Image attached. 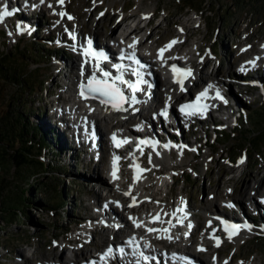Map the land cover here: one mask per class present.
Masks as SVG:
<instances>
[{
	"label": "rangeland",
	"instance_id": "rangeland-1",
	"mask_svg": "<svg viewBox=\"0 0 264 264\" xmlns=\"http://www.w3.org/2000/svg\"><path fill=\"white\" fill-rule=\"evenodd\" d=\"M251 1L243 0L240 3L237 0H69L72 11L79 18L78 27L84 26V32L94 29L95 18L101 16V13L104 14L106 10L107 13L104 15V19L98 25L102 32H106L110 26L114 25L113 23H116L117 15H120L123 10L125 14L127 12V17H130L136 3L143 7L144 11L160 10V15L154 24L158 23L162 16L167 18L162 27L154 34V37H161L162 42H168L173 35L175 36L180 31L182 21L193 15L194 11L191 10V6L200 11L198 17L202 16L204 22L197 29L192 28L193 25L188 26L191 39L193 38L202 43L201 51L209 52L208 61L213 60L212 56L214 55L212 54L214 53L212 52H216L222 57L223 64L219 57V69L223 71H221L222 78L228 82L232 92L237 93V96L241 95L239 101H242L240 104L243 109L237 120V126L233 128L223 122L218 123L215 127L212 120L206 123L196 121V125L191 128H188L186 124L183 126L185 137L193 139V132L196 131L201 137L199 144L202 145L198 158L193 159V154H187L184 159L193 160L192 164L198 169H202L204 174L198 175L187 167H176L179 183L167 200L173 201L177 198V195L179 196V192L183 188V179L186 178L184 192L186 190L188 197H192V205L195 207L197 215L202 217L204 225L207 224V220L205 221L207 215L204 213L203 206L206 205V199H210L209 191L220 188L219 194L215 192L217 197L224 200L231 198L230 202L235 201L234 195H225L226 186L233 184L239 190L243 187L245 179H252L256 173L254 181L258 180V184H256L255 190L252 191H255L254 195L258 197L262 196L261 191L264 190V144L262 143L261 146L253 145L252 141L255 138L252 137L251 140L247 138L248 135H253L254 132L259 130L260 126L264 125V70L251 72L255 78L254 84L257 85L255 88H245V91L237 85V80L232 77L234 72L238 73L236 70L241 69L240 65L236 68L233 65L244 57L243 49L248 42H251L256 50L264 42V13L258 14L257 12L262 2L260 0ZM95 5L98 7L94 10L95 12L91 13V9ZM132 5L134 6L128 9ZM26 14L29 15V12L26 11ZM49 14L50 12H37L31 19L32 22H35V25L37 23V26L51 22L50 28H47L44 32L31 33L29 30H23V25L19 21L20 15H14L7 22L3 21L0 26V53H9L11 60L14 62L19 60L20 66L23 67L21 72H25V70L30 72L29 81L32 83V87L23 93L16 84L1 81L0 118L8 111L15 114L22 109L19 104H14L13 101V98L20 97L21 103L25 106L24 112L29 118L30 125L38 124V127H42L43 130L51 128L50 122L52 123L54 119V116H50L51 106H53L52 101L57 92H63L62 87L55 85L58 74L57 59L59 57L67 58L70 62L74 59L73 48L65 44H61V46H65V50L57 48L59 46V43H56V41H59L57 27L60 26L52 23L53 21L56 22L57 18L52 19ZM68 17H72V15H68ZM70 21L72 25H77L73 21V17ZM7 23L11 24V28H6ZM103 24L107 27L105 30H103ZM63 26L61 25L62 28ZM246 26H248L247 29L243 31ZM25 28L27 29V27ZM49 29H53V36H50ZM246 36L248 37L247 40H245ZM98 38V41L102 43L103 36L101 35ZM85 40L84 33L83 43ZM261 65H264V63H261ZM206 70L209 71L210 67H207ZM238 74L242 77L240 73ZM41 86L43 87L42 92L40 90ZM45 86L55 91L52 98L45 96ZM195 92H197V89H195ZM37 99L41 100L40 104L43 112H38L37 106L39 103ZM237 106L239 105H234L233 109L236 110ZM58 125L63 127L59 122ZM104 127H106L105 132L111 130L108 125H104ZM205 127H207V132H205ZM102 131L104 133V130ZM106 135L103 134V137L106 138ZM49 140L51 141V138ZM104 147L106 148V146ZM208 150H211L212 156L203 162L202 157ZM244 150L249 153V166L243 176L240 177V180L230 183L231 181H227L228 178L236 174L231 160ZM47 153L43 152L42 159L46 164L51 165L49 166L50 169H45L46 171H41L38 174L30 170H16L12 164H9L6 169H0V179L5 181L3 192L5 197L16 200L22 194L21 190H24L26 197L35 202V205L29 204V206H31L30 210L37 221V224H31L28 222L29 218L21 213H17L11 218L0 212V217H4L0 220V264H15L19 256L24 253H31L33 249H36L35 259L49 258L54 260L53 257L63 253L60 243H63V246L65 242V244L71 242L72 245H78L84 239L77 235V232L85 227L86 222L81 225L79 223L85 220V216L92 211V208H89L88 205L96 202V198L98 199L100 195V192L93 187L90 174L93 169H97V166H102L100 173L104 175L103 169L107 158L104 156L101 161H93L89 159L88 153L78 152L76 149H70V152L64 158L58 157V154L53 158L51 154ZM78 157L79 160H77ZM221 157H223L222 160ZM242 157H244L243 154ZM142 158L143 163L150 168L153 167L150 162V151H147ZM96 164L98 165L96 166ZM124 167L127 168V164ZM67 171L68 174L65 175ZM189 172L191 174L188 176ZM100 173L97 172V175H100ZM213 198L212 196L211 199ZM53 202H57L56 206ZM245 202L249 211L251 228L257 230L250 237H247L248 239L243 237L237 242H230L232 240L228 239L223 243L221 257L229 260L234 254L230 264H248L256 256L261 257L264 261V230L260 231V227L264 223V220H262L264 212L263 214L260 212L253 214L248 208L251 204L250 201L245 200ZM36 205L40 207H36ZM219 207L221 211L234 214L232 210L226 209L220 204ZM17 208L19 206H16L13 211L19 212ZM33 232H35V236H33ZM106 238L111 237L106 234L105 237L97 234L94 243L88 246L87 249L93 250L96 244ZM196 238L198 239V234ZM27 242H31L32 245L28 246ZM176 245L178 246L177 243ZM170 247L175 248L174 245H170ZM191 249H195V245ZM6 250L10 252L8 256L4 255ZM66 253H68V250ZM204 257L207 258L206 255Z\"/></svg>",
	"mask_w": 264,
	"mask_h": 264
},
{
	"label": "bare ground",
	"instance_id": "bare-ground-1",
	"mask_svg": "<svg viewBox=\"0 0 264 264\" xmlns=\"http://www.w3.org/2000/svg\"><path fill=\"white\" fill-rule=\"evenodd\" d=\"M23 3V2H22ZM31 6L29 9H27L28 12L33 11V13L36 11L35 8L38 6L40 9L39 12L43 13L45 11L51 12L52 17L55 18V15L59 11L66 13L65 20L68 22L69 18L67 16L68 14H71L73 19L78 18V16L72 11L69 0H64L63 4L58 3V0H44L43 3H41V0H30ZM34 6L32 7V5ZM54 4V5H53ZM142 4V3H141ZM51 5V7H49ZM32 7V8H31ZM98 6L95 5L93 9H91V13L97 8ZM33 9V10H31ZM155 11H149L145 10L143 11L144 19L152 18ZM76 12V11H75ZM95 12V11H94ZM107 10L105 13L101 16H97L94 21V29H90L89 31V37L92 38V41L94 42L93 49L98 50L102 49L109 52V47L102 46L101 43L98 41V37L100 35L103 36L107 40V38L112 36L113 41H118L122 43V46H130L135 45V47H130L132 50L137 48L138 52L141 53L139 50V46L143 44L142 40L138 36L142 33L143 28H140L139 31H131L130 33H126V29L128 27L129 22H125L126 19H130L133 17L131 15L130 17H127L125 14V11L123 10L120 15H117L116 23H113L114 25L108 28L106 32H102L98 28V25L101 24L102 20L104 19V15H106ZM54 15V16H53ZM103 16V17H102ZM9 17H6L4 21H8ZM26 19L31 22V19H29V16L23 11L22 14L19 17V21H21L22 25H26L28 28V24L26 22ZM198 16L191 15L185 21H182V26L180 27V31L176 33V35L165 44L160 40V37L152 38V40L149 42V45H152L154 43L160 44L161 46H158L159 50L161 48H165V46L169 45L172 41H179L172 45L170 49H167L163 54V59L159 56V51L157 53V59L150 58L149 64L154 68L155 72L157 73V78L159 80L164 79L163 70L164 68L161 67L162 62L169 61L170 58L174 57L175 54L178 56L180 55V52L182 50H185V54L189 57L187 61L188 68L192 69V76L187 78L184 81V87H187L189 89V94H183L181 90H176L175 87L167 86V81H165L163 87H157L155 88L153 92V99L151 98L150 90L145 87V84H141L142 91H138L136 95L137 103H126L124 109L125 111H117L113 109L112 107L105 106L100 103L97 99H84L79 94V85L82 81H86V79L90 76L92 72V66L95 63L92 61L90 57H85V43H83L81 39V31L83 30V27H72L73 33L77 35V45L72 43V48L74 51V59H72V73L69 75V77L66 79L64 86H62L63 92H61V96L65 97V102L62 105L57 104L55 107V115L60 116L62 114V118L65 117V120H72L73 122L75 120H78V122L83 126V132L85 133V125L88 123V126L86 127L89 131L93 130V128L96 129L97 135L99 136V140H103V131H105L106 127L104 125H108L109 129L111 127L110 132L123 130L126 128V125L130 123L133 118H136L138 115L143 116V118L147 119L148 115L152 111V106L154 104H160L161 106H165L168 104H171V107L174 103L177 102V100L181 98H185V100H192L195 102L196 97L203 92L209 85H213L214 83L219 85H226L227 87H230L228 82L222 78L223 74H221L223 71L218 69V73L216 75L213 74L212 71V64L214 63L213 60L216 59L215 56H212L213 60L208 61V54L209 52H203L202 49V43L195 39H190V45H187L188 47H185V40H183L184 36L188 39L190 37V31L188 29V26H192V28L197 29L198 25ZM58 22L60 21V16H58ZM35 22H32V26L34 27ZM51 23V22H49ZM57 24L56 22H54ZM2 22L0 23V25ZM164 24V22L158 21V23L154 24L150 30L153 34H155ZM6 28H11V25L9 23L6 24ZM25 27V26H24ZM103 30H105L107 27H105V24H103ZM182 29V31H181ZM92 30V31H91ZM147 31V29H146ZM80 36V38H79ZM155 36V35H154ZM60 37L63 39L65 38V35L63 33H60ZM83 43L81 47L80 41ZM160 40V41H159ZM81 47V48H80ZM253 48V44L251 42H248V44L244 47V51H248L249 49ZM214 55V54H212ZM183 57V56H182ZM258 58V59H257ZM147 59V58H145ZM255 62V66H253L249 62ZM217 62V61H216ZM260 62L264 63V44L253 54L252 58L247 61V64L251 67H254L256 69L260 68ZM211 64L210 70L207 71L206 68L208 65ZM215 64V63H214ZM216 65V64H215ZM101 67H104V64L101 63ZM208 67V68H209ZM215 67V66H214ZM106 70L108 68L104 67ZM222 71V72H221ZM83 73V75H82ZM99 75V73H97ZM113 75H118V73H113ZM216 76V77H215ZM233 78L241 79L242 77L239 76L238 73H233ZM198 79L197 81H195ZM157 80V79H156ZM217 86L209 89L208 91V99L202 100L208 101V106L215 108L217 111H223L224 113L230 112L231 103L227 101V103H221L220 101H217L214 96L213 92L217 88ZM124 89V92L127 94L128 97L131 96V93L129 90L122 85L121 86ZM195 87H199V90L197 92L194 91ZM221 89V87H219ZM223 90V89H222ZM223 93V92H222ZM237 96V93L233 92ZM239 99V96H238ZM241 100V99H240ZM242 102V101H241ZM206 112V110H204ZM199 119L200 123H206L209 121V116L204 115V113H197L194 115H191V118L189 117V120L192 119ZM227 119V118H226ZM67 122V121H66ZM228 119L224 121L226 125H229ZM70 123V122H69ZM181 131H184L183 125L180 126ZM185 135L182 133V139L184 142ZM200 142V137L196 135V144H193V142L188 141V144L190 147H193L195 150L196 147H198V143ZM100 148H102V145L100 143ZM173 153V152H171ZM211 150H208L204 156L202 157L203 162L207 160V158L211 157ZM89 156L92 154L89 152ZM182 154H188L187 151H178L176 158L169 159L167 157V154L161 153L158 150L150 149V162L152 163L153 167H149L147 164L143 163V153L135 155V158H132L127 163V169L123 170L121 174L118 176V179L116 182L109 183L106 176H104L101 172L102 166H97V169H93L90 174L92 183L94 181L105 183L106 185L110 186V190L113 193L122 191L121 197L114 198L112 200V203L114 206H118V204L121 202L125 204L126 208H129L130 204H134L135 207H138L135 209V211H132V215L136 218L132 222H130L125 214H121L118 210L119 208H114L115 210H111V213H108V215L112 216V214L115 217L121 218L123 222L125 223L126 228L127 227H134V229L129 233L127 237L130 236H139L140 240L144 243L143 245L147 248L146 251L149 249L150 245L149 243H152L154 247L160 248L161 252L164 249H168V255H172L174 252H179L182 250H186L193 245H195V249H193L194 252H187L186 255L190 256L189 260H186L188 264H192V261H199L201 264H230L232 261L234 254L231 256V258L223 259L221 257V249L224 242L228 240V233L224 230L225 228L220 229L215 226H210L209 224H203L202 217L197 215L195 207L192 205V201L189 199V213L182 214L183 210V203L185 200V194L179 192V196L177 195L176 199H173V201L167 200L168 196L173 192L174 188L167 187V191L164 192L161 190L164 185L168 182V179L166 178V173L168 172H175L176 167H187L190 168L192 171L196 172L198 175L204 174L202 169H198L194 164H192L193 160H186L184 159V156ZM195 159V157L193 158ZM223 157H221V160ZM214 161V160H213ZM232 161V160H231ZM234 165V173L235 175H232L231 178H228L227 181H231L230 183L240 180V177L243 176L238 174L240 163H233ZM209 166V165H208ZM91 169V168H90ZM134 169V171H133ZM146 169V171H142ZM229 171V170H228ZM87 172V171H86ZM97 172L100 173V175H97ZM227 172V171H226ZM231 172V171H230ZM257 174V173H256ZM253 176V180L246 178L244 181L243 187H241L238 190V187L236 185H227L225 195L231 196L234 195L233 203L239 204L242 208V210L246 213L248 217V223H244L241 220V217H237V214H232L230 212L221 211L219 209V204L221 206H224L226 209H230L229 201L230 199L224 200L221 197H217L216 193H220V188H216L215 191H209L210 199L205 201L206 205L203 206V209H205L204 213L207 215L206 220H209L212 218L213 214H218L221 216L227 217V220H230L231 224H237V225H248L250 226V230L248 227H242L238 234L233 235L232 240L233 242H237L241 238H247L252 235V233L256 232L255 228H251V221L249 219V211L247 209V201H252L256 205V208L258 211L263 214L264 212V190L261 191L262 196L256 197L254 195L256 184H258V180H255V176ZM207 176V175H206ZM90 180V179H89ZM263 180V178H261ZM226 181V182H227ZM125 182H127L125 184ZM255 182V183H253ZM222 186V185H221ZM238 193L236 194V192ZM216 192V193H215ZM252 192V193H251ZM113 196V194H111ZM127 196V198H125ZM212 196L214 197L213 199ZM226 203V204H223ZM225 205H228L229 207H226ZM139 208L140 211H139ZM251 212L253 214L256 212L254 208L249 204V207ZM202 209V208H201ZM220 210V211H219ZM235 212V211H234ZM130 213V212H129ZM189 215L192 216L191 218V225L195 227L196 229H200L198 232V239L195 235H193V242L190 243L188 241H185L183 239V234L180 232L179 228V222L181 221V217L185 216V219L189 217ZM264 217V216H263ZM100 218H96L93 216H87L85 221L86 225L82 229H80L79 232H77V235L83 236V241L78 245H72L69 246V252H75L78 256L88 255L93 250H88L87 241L89 238L94 234L91 225L96 222V220H99ZM110 220H113L111 218H107ZM255 219V218H254ZM264 220V218H262ZM94 222V223H93ZM123 222H121L123 224ZM139 223L141 226L137 227L136 224ZM230 224V225H231ZM148 229H158L160 231H152L149 232ZM264 230V223L260 227V231ZM179 232V234L177 233ZM112 232H107V235H110ZM218 234V235H217ZM218 236L220 237V243L219 246H217V242L212 237ZM201 236V237H199ZM171 237V238H169ZM212 239L215 240V242H212ZM172 242H175L178 244V246L174 249L167 248L168 244H171ZM164 245L163 247H160V245ZM63 249H65V246H63V243H60ZM81 245V247H80ZM203 249V250H202ZM88 250V251H87ZM23 254V252H22ZM34 255V252L31 250V253H24V257L28 258L29 256ZM21 255V256H23ZM206 255V259L204 257ZM64 260H62L60 263L65 264L66 262L72 260L70 259L69 255L67 253H64ZM134 256V253H131L128 255L129 258H132ZM93 257V256H91ZM152 257V256H151ZM170 260H172V256H168ZM178 258V255H177ZM48 260L50 264H57L58 260L56 258L53 259H46ZM27 264V262H26ZM234 264H244V263H234ZM248 264H264V261L261 257L256 256L253 258L252 261H250Z\"/></svg>",
	"mask_w": 264,
	"mask_h": 264
},
{
	"label": "trees",
	"instance_id": "trees-1",
	"mask_svg": "<svg viewBox=\"0 0 264 264\" xmlns=\"http://www.w3.org/2000/svg\"><path fill=\"white\" fill-rule=\"evenodd\" d=\"M237 1L243 2V0ZM260 1L262 5H259L258 14L264 13V0ZM22 69L23 67L20 66L19 60L14 62L11 60L9 53H0V83L1 81L14 83L23 93L27 92L28 88L32 87V83L29 81L30 72L26 70L21 72ZM13 99L14 104H19L22 109L15 114L8 111L9 114H4L0 118V169H6L9 164H12L16 170H30L35 174L46 171L45 169H48L51 165L46 164L44 159H42L43 152L47 153L49 151L47 154H51L53 158L57 154L61 156L63 150L61 144L51 130H43L42 127H38V124L31 126L29 118L24 112L25 106L21 103L20 97ZM252 137L255 138V142L252 141L253 145L261 146L262 143L264 144V125L260 126L259 130L254 132L253 135L247 136L250 140ZM50 138L51 141L49 140ZM66 174H68V171ZM4 186L5 181L0 179V212L11 218L15 214L21 213L29 218L28 222L37 224L36 218L30 210L31 206H29V204L35 205V202L30 201L26 197L24 190H21L22 194L16 200L8 199L3 193L5 190ZM53 203L56 206L57 202ZM16 206H19L17 208L19 212L13 211ZM36 207L40 206L36 205ZM1 219H4V217H0Z\"/></svg>",
	"mask_w": 264,
	"mask_h": 264
},
{
	"label": "snow or ice",
	"instance_id": "snow-or-ice-1",
	"mask_svg": "<svg viewBox=\"0 0 264 264\" xmlns=\"http://www.w3.org/2000/svg\"><path fill=\"white\" fill-rule=\"evenodd\" d=\"M44 0H41V3H43ZM58 3L63 4L64 0H58ZM51 7V5H49ZM14 14L13 11H9L7 5L3 7V11H0V22H3L6 17H10ZM61 17L65 16L66 13H59ZM103 15V13H101ZM69 19H72V17H68ZM182 31V29H181ZM11 35V33H9ZM71 35V33H70ZM179 41H172L169 43V45L165 46V48H161L159 50V56L161 59H163V54L167 49H170L172 45L177 43ZM129 47H135V45H130ZM85 57H90L92 61L95 63L92 66V72L89 76V78L86 81H82L79 85V94L82 98L84 99H99L101 104L104 105H111V107L117 111H125L123 105L125 103H132L135 104L137 103L136 99V93L138 91H142L143 89L141 88V84L147 83V81H144L142 78V74L139 70L137 69H131V72L133 75L137 77L135 83H133L130 80H126L124 78L125 72L129 71V69L125 68L124 65L122 64H113L112 68H115L117 72L119 73L118 75H113L110 70H106L104 67H101V61H106L108 57L103 53V52H97L92 50L91 48V42L89 41V47L85 49L84 52ZM128 59L134 60L137 65L140 64L138 60L135 59V54H131ZM258 59V58H257ZM253 66H255V62H249ZM245 69L242 68L241 71H244ZM172 71L176 75V83H178L181 87L182 91H185L184 89V81L192 76V69L191 68H178L176 65L172 66ZM99 73V75H97ZM83 75V73H82ZM122 85L127 86V88L131 91V96H125L124 94V89L121 87ZM213 85H209L203 92H201L197 97L195 102L189 103V104H184L180 106V111L184 112L186 115H194L199 113H203L205 109H207L209 106L206 103H202V100L208 99V91L209 89L213 88ZM216 98L223 100L224 97L221 95L220 90L217 88L216 90ZM227 103V101H224ZM163 115H167V111L162 113ZM115 140V136L113 137ZM128 141L125 140L123 143H127ZM141 143L147 144L148 141H142ZM117 147H120V143H117ZM117 160L119 157L116 158ZM241 163L243 160L240 161ZM146 171V169L142 170ZM115 170L113 172V175H115ZM134 206V205H132ZM231 206V205H230ZM137 227H140L141 225L139 223L136 224ZM242 227H248L250 230V226L248 225H237V224H231V225H225V231L228 233V239H232L233 235L238 234L239 230ZM149 232L152 231H160L158 229H148ZM171 238V237H169ZM213 239L216 240L217 246H219L220 240L218 237H215L213 235ZM203 250V249H202ZM121 252H123V249H120ZM112 254V249L109 248L107 250L106 255L110 256ZM142 255V254H141ZM145 260H148L149 257L144 256L143 257Z\"/></svg>",
	"mask_w": 264,
	"mask_h": 264
},
{
	"label": "water",
	"instance_id": "water-1",
	"mask_svg": "<svg viewBox=\"0 0 264 264\" xmlns=\"http://www.w3.org/2000/svg\"><path fill=\"white\" fill-rule=\"evenodd\" d=\"M88 78H89V77H88ZM124 94H125V93H124ZM125 96H126V95H125ZM98 100H99V99H98ZM125 104H126V103H125ZM125 104H124V105H125ZM124 105H123V106H124ZM110 106H111V105H110Z\"/></svg>",
	"mask_w": 264,
	"mask_h": 264
}]
</instances>
